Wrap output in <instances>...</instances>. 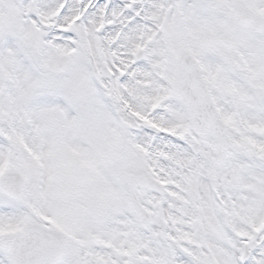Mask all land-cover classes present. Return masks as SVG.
Listing matches in <instances>:
<instances>
[{
  "label": "snow or ice",
  "instance_id": "1",
  "mask_svg": "<svg viewBox=\"0 0 264 264\" xmlns=\"http://www.w3.org/2000/svg\"><path fill=\"white\" fill-rule=\"evenodd\" d=\"M0 264H264V0H0Z\"/></svg>",
  "mask_w": 264,
  "mask_h": 264
}]
</instances>
